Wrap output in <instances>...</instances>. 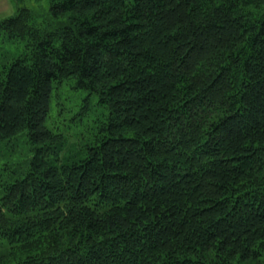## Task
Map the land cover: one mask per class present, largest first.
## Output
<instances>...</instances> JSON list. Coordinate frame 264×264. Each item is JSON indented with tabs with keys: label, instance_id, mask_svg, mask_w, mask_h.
Masks as SVG:
<instances>
[{
	"label": "trees",
	"instance_id": "obj_1",
	"mask_svg": "<svg viewBox=\"0 0 264 264\" xmlns=\"http://www.w3.org/2000/svg\"><path fill=\"white\" fill-rule=\"evenodd\" d=\"M47 1L54 30L0 22L27 41L0 148L32 153L0 175V264H264V0ZM70 79L108 111L78 150L47 125Z\"/></svg>",
	"mask_w": 264,
	"mask_h": 264
},
{
	"label": "rangeland",
	"instance_id": "obj_2",
	"mask_svg": "<svg viewBox=\"0 0 264 264\" xmlns=\"http://www.w3.org/2000/svg\"><path fill=\"white\" fill-rule=\"evenodd\" d=\"M21 8H29L33 12V24L42 29L54 30L65 18H54L47 0H0V22L17 15ZM27 41L10 39L8 34L0 32V65L19 56L25 51ZM108 114L98 102V95L76 87V80L70 79L58 88L55 85L51 99V108L47 125L57 132L66 135L67 144L72 150H78L93 140L98 132L100 122ZM67 152H70L68 150ZM32 155L26 132H22L14 141L0 148V175L2 181L16 179V172L26 169V161ZM14 157L17 166L4 169L5 163ZM16 172V173H15ZM9 250L6 242L0 243V255Z\"/></svg>",
	"mask_w": 264,
	"mask_h": 264
}]
</instances>
